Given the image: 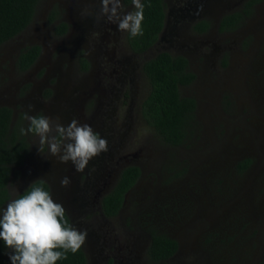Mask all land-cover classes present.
Returning a JSON list of instances; mask_svg holds the SVG:
<instances>
[{
    "label": "rangeland",
    "instance_id": "1",
    "mask_svg": "<svg viewBox=\"0 0 264 264\" xmlns=\"http://www.w3.org/2000/svg\"><path fill=\"white\" fill-rule=\"evenodd\" d=\"M238 1L213 3L225 6L214 8L233 10ZM71 2L38 0L25 29L0 45V106H9L14 118L43 114L59 117L64 125L75 118L107 139V159L111 153L113 163L139 167L140 175L125 194L120 214L108 221L111 237L117 238L116 249L121 246V257L112 252L115 264H254L260 258L264 233V0L254 2L235 30H213L206 48L213 49V57H191L190 69L196 77L180 87V93L196 101V132L187 145L174 147L159 142L137 117L135 103L147 87L139 77L122 88L129 93L132 87L131 99L122 103L117 97L100 106L108 74L96 67L80 71L76 60L85 46L90 47L88 36L113 32L105 28L90 33L82 28L84 9L76 6V0L74 7ZM50 5L72 24L73 37L55 35L46 18ZM108 40L98 45L97 66L108 57H118L119 45ZM29 44L38 45L41 54L28 70L17 72L11 63L14 53ZM140 59L131 58V68ZM31 142L34 146L33 138ZM244 158L251 163L238 174L233 166ZM26 162L22 172L30 158ZM19 172L9 184L19 182ZM146 224L177 241L176 252L167 260L146 257Z\"/></svg>",
    "mask_w": 264,
    "mask_h": 264
},
{
    "label": "flooded vegetation",
    "instance_id": "2",
    "mask_svg": "<svg viewBox=\"0 0 264 264\" xmlns=\"http://www.w3.org/2000/svg\"><path fill=\"white\" fill-rule=\"evenodd\" d=\"M74 1L75 0H72L71 2L73 7L75 5ZM238 2L240 3L237 9L229 10L225 8H214L225 6L214 4L213 0H161L163 14L161 27L157 33L156 39L145 50L136 52L133 51L127 43V32L119 31L116 24L107 22L103 17H101L99 20L96 19L101 8L100 0H76V6L80 5L84 9V13L82 14L80 20V25L82 26V28L88 30V32L90 33L92 31H99L101 29L105 31V28H110L113 32L108 36H88L90 38L91 45L89 48L88 46H85L83 48V56H79V58H77L76 67L78 70L83 72L92 71L96 67V71H101L108 74L107 82L102 88L104 92L102 91L101 96V98L105 99V101H99V104H101L100 106H102V104L107 105L117 97H121L122 103H125L127 101V98L131 99L132 87L129 86V89L131 88L129 90V93L128 91H125V88H122L125 87L124 83L130 82L133 77H139L145 86L146 79L142 72L141 65L143 61L153 57L158 52H166L173 56L179 55L184 57L187 62L188 70L195 75V73L190 69V62L193 59L191 57H201L202 59H209L213 57V49H210L211 51H207L206 49L208 44L212 43L213 30L219 31L218 23L223 15L236 10L239 11L241 7H244L245 1L242 2L239 0ZM253 6L254 3H252L249 7L252 8ZM134 10L135 9L132 5V0H121L120 11L122 14ZM49 14L51 17L50 20H48ZM60 16L61 14L59 8L56 6L54 8V5H50L46 15L47 22L52 23L53 31L57 37L65 36L64 38L68 37L69 39L70 37H73L72 35H70L72 24H70V22L68 21L66 22L65 20H63ZM245 18L246 15H243L242 20H244ZM61 22L64 24V31L61 33H57L55 31V28L57 24ZM231 31L233 30H223L219 32ZM109 38L112 39L111 42L113 44H118L120 47L118 49V57H116L114 60L108 57L103 63L99 61V65L97 66L96 63H94V59L99 55V46H103L104 44L109 42ZM67 44H72L71 40L67 41ZM25 46L18 47L16 49L11 62L13 69L20 73L28 70L41 54V48L37 45L39 47V51L34 61L26 69L20 70L15 66V59L19 50ZM209 48H211V46H209ZM203 50H205L206 52H203ZM133 57H142V59L138 61V64L131 68L130 60ZM81 59L84 60V63L81 62ZM127 66H130L128 70ZM105 70H107V72H105ZM112 74H115V76H111ZM118 85L121 88H118ZM144 90L145 87L143 88L142 95L138 100H136L135 103L136 115L140 120H142V118L139 111V104L146 94V90ZM45 92V94H47L48 89ZM38 95L40 96V94ZM6 107L10 108L9 106ZM29 115L33 114L29 113ZM22 119L25 118L23 117ZM22 119L21 116H17L16 118H14L12 111L10 124H12L14 121H18V128L27 129L29 127V122L26 119L25 122H21ZM94 122L95 121H93V123ZM21 135L24 137V141L27 147L23 151L21 162L18 165L11 167V173L6 184L7 191L9 193V199L4 206L6 207L9 200L14 198V196L17 194L10 192L9 189L10 179L12 178L16 170L17 172L20 171L18 174V176L20 177V179H18L19 182L14 183V186L16 187L18 192H20L24 187L36 180L43 181V183L47 187V190L50 191L52 197L57 202L63 204L66 210L65 216L67 218L68 225L74 227L76 225L81 226V228L76 227L78 230L87 229V240L86 243L81 247V250L86 259V264H115V252L118 251V255L121 257V246L119 245L117 247L118 249H116L114 243L115 241H117V238L111 237V233L107 227L110 225V222L108 221L118 217L123 206L125 194L133 187L137 180L129 189L124 192L122 202L113 214H106L102 200L104 196L113 189L117 179L119 178V174L122 168L134 164L121 165L118 164L117 161L113 163L112 160H110L112 154L107 153V159L105 152L92 158L83 172H77L75 171L74 166L71 164V162H68L66 164L60 163L58 162V159L56 157H52L48 153L47 145H39L38 137H36L34 133ZM31 138H33L35 141L34 146L31 142ZM31 150L34 153L30 152ZM28 158H30L28 167L24 172H22V168L24 164L27 163L26 161ZM64 176H68L71 179V183L67 187H61L60 184V180ZM0 215H2V212H0ZM76 219L77 221L75 222ZM87 227H89V229ZM143 228V231L146 235L144 250L146 257H148L146 253L147 245L150 239L148 224L144 225ZM11 251L12 249L8 247L4 250V264H9V253ZM112 252H114L115 254H113ZM123 258L126 257L124 256Z\"/></svg>",
    "mask_w": 264,
    "mask_h": 264
},
{
    "label": "trees",
    "instance_id": "3",
    "mask_svg": "<svg viewBox=\"0 0 264 264\" xmlns=\"http://www.w3.org/2000/svg\"><path fill=\"white\" fill-rule=\"evenodd\" d=\"M255 1L247 0L239 11L223 15L219 20L218 30L238 28L242 22V16H247L251 12L249 6ZM37 3L38 0H0V45L25 29L31 21ZM142 3L145 5L143 35L133 38L129 33L127 34V43L136 52L145 50L155 41L163 14L161 0H142ZM50 19L49 14L48 20ZM55 31L63 32L64 24L62 22L57 24ZM38 51L39 47L34 44L21 48L16 56L15 66L20 70L26 69L34 61ZM81 62L84 63V60L81 59ZM141 68L147 84L146 94L139 104L144 124L163 144L173 147L187 145L195 135L197 120L195 99L180 93V87L191 84L195 78V75L187 68L186 59L179 55L158 52L143 61ZM11 117L12 110L6 106H0V210L9 199L6 184L11 167L21 162L23 151L27 147L21 135V128H18V121L10 124ZM250 163L249 158H244L237 161L233 168L236 173L242 174ZM139 174L137 166L128 165L122 168L113 189L102 200L106 214H113L117 210L124 192L135 183ZM33 186H43L47 190L42 181L36 180L24 187L14 198L27 194ZM65 220L67 221L66 216ZM148 232L150 239L146 253L149 259L165 260L176 252L178 243L174 238L152 225L148 226ZM6 248L4 241L0 240V264L5 262L3 256ZM54 250L63 251L62 249ZM66 255V259H60L55 264H86L81 248L74 254L69 250ZM254 264H264V233L260 258Z\"/></svg>",
    "mask_w": 264,
    "mask_h": 264
},
{
    "label": "clouds",
    "instance_id": "4",
    "mask_svg": "<svg viewBox=\"0 0 264 264\" xmlns=\"http://www.w3.org/2000/svg\"><path fill=\"white\" fill-rule=\"evenodd\" d=\"M100 3L97 20L103 17L133 38L143 35L145 5L142 0H132L135 10L124 14L120 11L121 0H100ZM32 107L29 105V111ZM25 119L29 127L22 128L21 134L34 133L39 145H47L52 157L60 163L71 162L77 172H83L92 158L108 151L107 139L75 118L67 125L61 123L59 117L43 114L25 113ZM70 183L68 176L60 180L61 187ZM9 189L18 193L12 184H9ZM65 214L63 204L57 202L43 186H33L27 194L9 200L0 215V240L12 249L9 253L11 264H55L66 259L69 250L76 253L86 243L88 233L68 225Z\"/></svg>",
    "mask_w": 264,
    "mask_h": 264
}]
</instances>
